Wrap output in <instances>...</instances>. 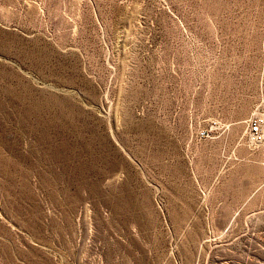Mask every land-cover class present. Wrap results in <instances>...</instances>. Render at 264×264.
I'll use <instances>...</instances> for the list:
<instances>
[{
	"label": "rangeland",
	"instance_id": "obj_1",
	"mask_svg": "<svg viewBox=\"0 0 264 264\" xmlns=\"http://www.w3.org/2000/svg\"><path fill=\"white\" fill-rule=\"evenodd\" d=\"M0 264H264V0H0Z\"/></svg>",
	"mask_w": 264,
	"mask_h": 264
},
{
	"label": "built area",
	"instance_id": "obj_2",
	"mask_svg": "<svg viewBox=\"0 0 264 264\" xmlns=\"http://www.w3.org/2000/svg\"><path fill=\"white\" fill-rule=\"evenodd\" d=\"M260 121L258 119H255L253 121H251L250 123V131L251 134L253 135V137L255 139L260 138L261 137V128H260ZM202 134H207L206 130H202L201 131Z\"/></svg>",
	"mask_w": 264,
	"mask_h": 264
}]
</instances>
